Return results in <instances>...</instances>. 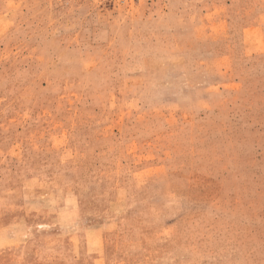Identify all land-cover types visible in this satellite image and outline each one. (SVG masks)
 I'll use <instances>...</instances> for the list:
<instances>
[{
  "label": "rangeland",
  "instance_id": "374dc122",
  "mask_svg": "<svg viewBox=\"0 0 264 264\" xmlns=\"http://www.w3.org/2000/svg\"><path fill=\"white\" fill-rule=\"evenodd\" d=\"M132 137L133 264H264V0H0V264H119Z\"/></svg>",
  "mask_w": 264,
  "mask_h": 264
},
{
  "label": "crops",
  "instance_id": "0c3cea01",
  "mask_svg": "<svg viewBox=\"0 0 264 264\" xmlns=\"http://www.w3.org/2000/svg\"><path fill=\"white\" fill-rule=\"evenodd\" d=\"M121 132L122 130H119V133ZM129 140L127 143L126 140L123 142L126 145H132L127 146V149H125L127 155L119 156V214H128L125 219L119 218V239L116 241L119 242V264H133V260L137 259L143 260V262L149 260L150 253L148 252L143 251L144 253L139 254L137 257L133 251H130L131 247L139 242L146 245L148 249L153 231L156 229L154 224L153 226L150 224V214H148L147 222L142 221V224L134 220L137 212V208L133 206L136 197L144 198L147 204H150V198L156 195L155 183L157 176H162L164 191H171L168 160L157 161L155 147L150 142L146 143L139 137L136 139L132 137ZM161 169L163 170L162 173H157V170L160 172ZM146 208L148 212L149 208L147 206ZM138 209L140 210L139 207ZM101 224L95 225L97 226L95 229L99 230L102 239L103 232H105L103 230L105 229V223ZM172 224L171 221L167 222L164 229H171ZM97 259H103V256L101 255Z\"/></svg>",
  "mask_w": 264,
  "mask_h": 264
}]
</instances>
